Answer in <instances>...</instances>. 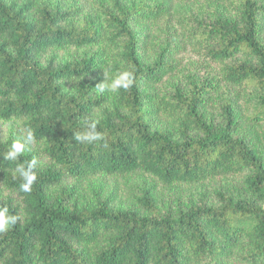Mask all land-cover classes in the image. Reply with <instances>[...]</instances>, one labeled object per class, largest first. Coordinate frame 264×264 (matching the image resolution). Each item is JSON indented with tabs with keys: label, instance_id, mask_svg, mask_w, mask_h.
I'll list each match as a JSON object with an SVG mask.
<instances>
[{
	"label": "trees",
	"instance_id": "trees-1",
	"mask_svg": "<svg viewBox=\"0 0 264 264\" xmlns=\"http://www.w3.org/2000/svg\"><path fill=\"white\" fill-rule=\"evenodd\" d=\"M5 208L0 264H264V0H0Z\"/></svg>",
	"mask_w": 264,
	"mask_h": 264
},
{
	"label": "clouds",
	"instance_id": "clouds-1",
	"mask_svg": "<svg viewBox=\"0 0 264 264\" xmlns=\"http://www.w3.org/2000/svg\"><path fill=\"white\" fill-rule=\"evenodd\" d=\"M134 80V75L131 72H122L115 79L112 80L110 85H106L103 82L97 84L95 87L99 93H103L106 90L111 92H117L123 88L127 90L131 87ZM98 121L87 123L85 129L74 134V139L80 143H92L94 141L102 140L103 134L97 131ZM34 139L31 131L28 132L25 137V142L14 141L11 145L10 150L5 154V159L16 160L17 157L24 151L25 143H30ZM37 161L35 159L28 162L27 167L18 166L17 172L23 178L24 183L20 185V188L24 192H30L32 185L37 180L36 172L34 171ZM16 223V217L7 215V209H0V232L6 231L7 228Z\"/></svg>",
	"mask_w": 264,
	"mask_h": 264
}]
</instances>
